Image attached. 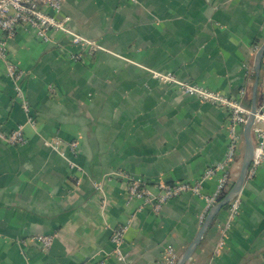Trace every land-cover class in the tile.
Returning <instances> with one entry per match:
<instances>
[{
  "label": "crops",
  "instance_id": "crops-1",
  "mask_svg": "<svg viewBox=\"0 0 264 264\" xmlns=\"http://www.w3.org/2000/svg\"><path fill=\"white\" fill-rule=\"evenodd\" d=\"M62 11L102 48L89 55L60 33L43 42L21 27L12 36L0 31L7 50L0 59V131L22 124L26 138L24 144L0 140V264H161L168 244L179 255L196 234L204 196L183 193L155 212L128 199L125 177L113 173L150 185L193 181L223 159L227 109L186 95L153 72L229 95L244 86L250 106L253 77L243 63H252L254 46L264 40V0H63ZM76 50L83 52L78 61L69 56ZM8 63L23 72L33 125ZM54 137L60 152L45 144ZM72 139L76 156L65 145ZM68 159L82 170L70 168ZM237 170L236 161L229 183ZM219 175L203 182V194L214 190ZM238 196L241 205L218 253L228 208L185 264H264V164L246 176ZM123 223L120 259L110 235ZM40 233H55L46 249L34 239Z\"/></svg>",
  "mask_w": 264,
  "mask_h": 264
},
{
  "label": "built area",
  "instance_id": "built-area-1",
  "mask_svg": "<svg viewBox=\"0 0 264 264\" xmlns=\"http://www.w3.org/2000/svg\"><path fill=\"white\" fill-rule=\"evenodd\" d=\"M62 3L63 0H0V31L6 36H12L21 27L26 31H32L43 42L52 41L54 36L60 33L67 36L72 45L84 47L86 54L92 55L94 51L101 49L102 46L96 39L80 34L69 25L70 16L62 11ZM258 46H254L252 51L253 55ZM69 56L71 59L78 61L82 59L83 52L79 50L70 51ZM6 57L5 39L0 38V59L6 60ZM243 67L245 69V75L251 79L253 77L252 63L245 62L243 63ZM22 74L23 72L21 70L18 71L13 63L7 64V75L11 77L15 93L21 101L23 110L27 114L26 122L33 125L34 118L31 113V107L24 98L25 94L21 86ZM153 75L163 82L175 84L186 95L195 96L204 102L227 109L226 128L228 141L224 157L216 164L208 166L193 181H158L154 185H150L142 177L127 175L120 171L113 174L125 177L128 199H139L143 205H148L155 212H158L164 203L183 193L203 195L205 198V207L200 215V220L202 221L210 206L223 194L226 186L229 184V167L237 161V154L242 139V127L249 113V106L243 102L247 90L242 86L238 90V94L229 95L204 85L179 79L175 74L170 72L155 71ZM259 84L263 89V94L257 105L252 124L254 151L247 175L255 174L258 167L264 164V57L261 65ZM0 140L10 144H24L26 138L23 133V125H17L16 128L7 134L0 131ZM60 140V138L54 137L51 140H45V144L60 152ZM65 145L71 154L74 156L78 154L79 147L76 139L65 142ZM68 165L72 169L82 170L78 163L72 159H68ZM217 171H220V175L218 176L214 190L210 194H203V182ZM79 177L76 175L73 177L76 184L79 183ZM93 185L97 189H101L102 183L101 181H94ZM240 205L241 200L238 195L228 203L227 218L221 228V235L213 249L214 254H217L219 248L222 246L224 234L231 219L238 213ZM127 226V223L117 225L110 235V240L113 244L112 254L120 259L123 258V245ZM54 237L55 233H40L35 235L34 239L42 249H46L52 244ZM177 257L178 253L175 251L173 245L168 244L161 264H175Z\"/></svg>",
  "mask_w": 264,
  "mask_h": 264
},
{
  "label": "water",
  "instance_id": "water-1",
  "mask_svg": "<svg viewBox=\"0 0 264 264\" xmlns=\"http://www.w3.org/2000/svg\"><path fill=\"white\" fill-rule=\"evenodd\" d=\"M263 57H264V40L260 43V45L256 49L252 59L253 81H252V88L250 94V106H249V113L247 114L246 120L242 127V139L240 143L241 153L237 160L238 170L235 173L231 182L226 186L223 194L215 201V203H213L210 206L196 234L187 244L184 250L181 253H179L175 264H185L193 256L204 233L211 225L216 215L226 204H228L234 197H236L239 194L242 185L245 181L254 151L252 124L254 121V114L258 105L256 94L259 85V76L261 72Z\"/></svg>",
  "mask_w": 264,
  "mask_h": 264
},
{
  "label": "trees",
  "instance_id": "trees-1",
  "mask_svg": "<svg viewBox=\"0 0 264 264\" xmlns=\"http://www.w3.org/2000/svg\"><path fill=\"white\" fill-rule=\"evenodd\" d=\"M257 91L260 92L261 97H262L263 89L261 88V85H260V84H259V86H258V90H257ZM260 99H261V98H260ZM246 100H247V103L249 104V103H250L249 94H248V98H247ZM258 103H259V102H258ZM240 153H241V148H239V150H238L237 160H238V158H239V156H240ZM223 208H228V204H226Z\"/></svg>",
  "mask_w": 264,
  "mask_h": 264
}]
</instances>
